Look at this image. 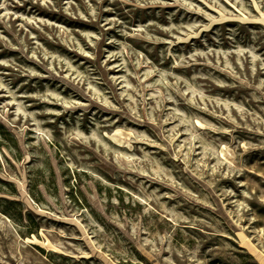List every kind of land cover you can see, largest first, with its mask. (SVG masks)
I'll return each mask as SVG.
<instances>
[{
  "label": "rangeland",
  "instance_id": "rangeland-1",
  "mask_svg": "<svg viewBox=\"0 0 264 264\" xmlns=\"http://www.w3.org/2000/svg\"><path fill=\"white\" fill-rule=\"evenodd\" d=\"M0 264H264V0H0Z\"/></svg>",
  "mask_w": 264,
  "mask_h": 264
},
{
  "label": "bare ground",
  "instance_id": "bare-ground-1",
  "mask_svg": "<svg viewBox=\"0 0 264 264\" xmlns=\"http://www.w3.org/2000/svg\"><path fill=\"white\" fill-rule=\"evenodd\" d=\"M229 149L227 146H224V148L221 150V154L225 155L226 153H228Z\"/></svg>",
  "mask_w": 264,
  "mask_h": 264
}]
</instances>
